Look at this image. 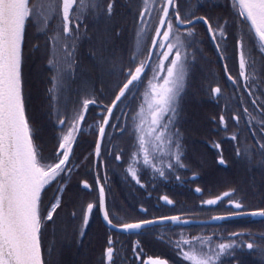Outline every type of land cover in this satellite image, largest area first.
<instances>
[{"label":"snow or ice","instance_id":"obj_1","mask_svg":"<svg viewBox=\"0 0 264 264\" xmlns=\"http://www.w3.org/2000/svg\"><path fill=\"white\" fill-rule=\"evenodd\" d=\"M214 7H223L226 14L214 15ZM201 8L208 11L198 15ZM199 24L205 26L208 40L222 62L224 77L233 89L222 109L232 113L229 119L236 127L225 137L235 142L233 163L258 173L264 181V0H223V4L220 0H0V264H87L86 260H66L65 251L73 243L77 249L84 247L94 210L109 233L100 264H117L120 252L111 235L113 230L141 235L148 225L188 222L179 215L125 222L126 216L116 214L107 202V163L101 157L106 152L115 161L122 160L123 149L117 151L118 145L103 147L106 138L113 139L107 129L119 130L120 136L128 131L126 123H118L120 116L114 110L120 109L121 115L127 116L123 107H127L129 96L134 97L146 69L151 67L145 97L151 98L149 131L158 143L154 149L146 146L142 117L139 124H133L136 151L131 154L125 179L130 178L146 190L140 178L142 170L136 166L141 161L164 179L169 175L181 183L198 179L196 172L191 177L178 174L191 169L184 163L186 133L177 124L190 78L199 59L206 58L205 41L196 28ZM129 29L132 40L125 62L123 52L128 47L125 37ZM39 36L44 37L43 50L39 40L31 43ZM230 42H234L231 52ZM157 47L166 51L154 52ZM153 55L158 58L154 65ZM38 58L45 60L36 74L46 87L43 95L37 90L34 96L31 68ZM230 60L238 65L235 76ZM211 75L216 78L215 73ZM95 80L107 84L109 96L114 97L110 104L102 105L106 112L103 119L95 127L88 125L96 138L94 149L84 160L95 157L104 164L103 182L99 170L94 184L82 181L83 190H98L97 201L85 204L80 197L79 212L73 210L66 217L61 214L67 204L65 196L74 172L81 167L76 155L78 138L84 132L89 107L98 100ZM209 94L219 102L223 96L221 86L209 87ZM113 118L117 123H110ZM211 122L228 132L225 115L218 120L213 117ZM46 126L60 128L54 137L56 145L48 153L42 143ZM161 143L167 145L168 160L158 166L154 152ZM211 147L218 150L217 164L228 167L229 162L219 151L220 143L212 142ZM53 185V195L46 199ZM194 191L203 194L200 187ZM236 192L233 188L201 201L202 205L216 206L228 199L232 210L209 219L251 216L264 221V198L253 207L242 197L234 199ZM161 199L174 203L167 195ZM139 211L147 213L148 209L141 206ZM245 236L252 242L243 240ZM182 245H187L188 251ZM139 247L136 241L132 246L134 254ZM176 250L185 264H225L227 259L243 264L237 253L244 250L258 254L260 264H264V232L258 238L250 231L232 232L224 242L206 249L203 242L195 247L182 239L176 243ZM151 264L168 261L155 259Z\"/></svg>","mask_w":264,"mask_h":264},{"label":"flooded vegetation","instance_id":"obj_2","mask_svg":"<svg viewBox=\"0 0 264 264\" xmlns=\"http://www.w3.org/2000/svg\"><path fill=\"white\" fill-rule=\"evenodd\" d=\"M193 2H196V0H193ZM220 3L223 4V0H220ZM222 9L224 8L222 7ZM207 11V8H201L197 14H205ZM212 12L214 15H218L217 7H214ZM224 12H226L225 9ZM196 28L198 32L203 31V34L208 38L204 25H196ZM160 39H162V37H160ZM209 43L211 45L210 49L214 51L213 56L210 55V58L212 60L215 59L216 62H220L218 61L215 50L210 41ZM231 43L234 42H230V52L232 51ZM153 51L162 54L163 51H166V49L157 47L156 49H153ZM125 61L127 62V59ZM157 62V56L153 55L151 63L154 65ZM164 63L167 64L169 61H164ZM228 63L232 74L234 76L237 75V63L234 60H230ZM220 64L222 67V62H220ZM151 77L152 71L150 67L146 69L143 83L140 84L137 89H135L134 97L132 95L129 96V99L126 102L127 107L122 106L123 112L127 114L126 117L121 115L120 109L114 110L115 115L120 116L118 123L121 126L125 125L126 123L128 126V131L123 136H120L119 130L113 132V129L108 127L107 131L113 133V139L109 141L106 138L103 145L104 149H110L113 147V145H118L116 150L119 151L120 149H123L124 154L128 152L130 163H132L131 154L136 151V133L134 132L133 124L140 123L141 116L140 114L138 116V109L143 107L142 101L143 98H145V93L149 91L148 81ZM93 79H95V77H93ZM224 80L227 83V86L230 88L229 92H232V86L230 82H227L225 77ZM155 82L156 81H154V83ZM159 82L162 83V81ZM94 86L97 89L98 100L96 105L89 107V110L86 113L84 132L78 138L76 155L79 157L78 162L81 164V167L74 172L71 182L72 186L69 189L68 194L65 196L67 204L63 208V212L61 214L66 217L69 216L73 210L79 212L80 197H83L85 204L87 202L97 201L98 190L95 188L93 190H83L82 181L87 180L89 184H94L96 172L99 170L101 182H103V176L105 172L104 164L99 163L95 157H89L87 161L84 160V157L88 156V153L94 149L93 141L96 138V133L91 132L88 129V125L90 124L95 127L96 122L101 121L103 119V115L106 114L102 107V105H105L103 102L104 94L101 95V91L104 93L103 85H101L98 80H95ZM213 87H215V85ZM229 92L227 93V97L230 96ZM221 98L223 101L220 99L219 102H217L214 98L209 96L208 100L215 103L214 105L219 107L220 112L231 113L228 111H222L227 98L226 95ZM133 117H136L135 121L133 120ZM225 117L229 116L225 115ZM110 123H117V121L113 118L111 119ZM214 129L215 126H213V130ZM59 131V127L53 128L50 126L49 146L43 144L45 153L51 152L56 145V140L54 137ZM231 131L232 129L229 128L227 133H230ZM125 144H128V147H124ZM101 161H106L107 163V202L110 209L115 211L116 214L126 216L125 222H134L140 219L151 220L159 216L176 215H179L183 218V220L188 221L187 223H173L171 221H165L163 223L148 225L144 230H142L141 235L121 234L118 231L113 230L111 235L116 240V247L120 252V255L117 257V264H144L146 259H163L167 260L168 264H185V261L176 250L177 242L181 241L182 239L187 240L195 247H200L201 242H203L205 249L210 245L214 246L217 243L224 242L230 233L227 232L229 225L234 219H239L241 224L240 231H250L258 238L259 230H257V226L258 221H260L261 218L257 217L255 220L250 216H240L232 217L229 220L223 221H213L209 219L213 215L226 214L232 210L228 207V199L225 198L216 206L202 205L201 201L222 195L228 190L219 194L208 193V195H206L204 190L206 186L201 184L199 173L198 179L195 181L188 179L186 182L181 183L180 181L175 180L174 175H169L167 179H164L159 177L158 174H154L151 168L143 166L145 168L141 169L142 174L140 178L141 182L146 185L145 190L141 189L134 183V181H131L130 178L127 180L125 179L126 168L122 170L119 168L121 161H115L112 157L108 156L106 152L104 155H102ZM98 163L99 168H97ZM158 164L159 163L157 162V165ZM192 172V170H181L178 174L182 177H191ZM120 183L123 185H120ZM196 187H200L203 190V194L196 193L194 191ZM54 188L55 185H53V188L48 189L46 199L53 195ZM208 191L210 192V189H208ZM242 193L245 195L243 196V201L250 206L253 205L254 200L249 199V196L246 195L247 192L243 190ZM165 195H167L174 203L167 204L165 201H163L161 197ZM256 200V205H258L260 202L258 199ZM141 206L148 209L147 213H142L139 211ZM201 209L202 211L200 212ZM249 223L250 225H248ZM108 234V230L103 223L99 212L94 210L90 227L88 229V235L84 238V247L79 248V251L82 252V255L87 258V264H100L102 251L103 248L106 247L105 241ZM137 237H145L148 239L150 245L156 242L158 245H160L161 248L158 250L161 252L151 253V249L149 252H147L148 254H146L142 259L140 258L137 262L135 260V254L132 251V246ZM209 238H211L210 241ZM242 239L246 242H252L251 238L247 236L243 237ZM73 247L76 248L75 243H73ZM182 248L184 251H188L187 245H182ZM239 257L243 261V264H248V262H251L252 264L260 263L259 255L249 254L247 250L239 252ZM225 264H235V262L232 263L231 259H227Z\"/></svg>","mask_w":264,"mask_h":264},{"label":"trees","instance_id":"obj_3","mask_svg":"<svg viewBox=\"0 0 264 264\" xmlns=\"http://www.w3.org/2000/svg\"><path fill=\"white\" fill-rule=\"evenodd\" d=\"M217 9L218 15L226 14L222 7H217ZM31 32L32 30L30 29V35ZM130 32L131 29H129V32L126 33L125 37L126 42L128 44V47L125 48L123 52L125 60L128 58L129 48L131 46L132 37ZM199 33L205 41L203 47L205 49L204 56L206 58L199 60L196 72L190 78L189 87L187 89V95L185 96L182 102L183 112L181 113V118L179 120V123L177 124V127H180L181 131H184L186 133V139L184 141L186 146V157L184 163L187 164L193 172H197L200 174V182L202 185L206 186L204 188L206 195H208V193L219 194L223 191H229L235 188L237 192L236 196L233 197L234 199L241 197L243 198V196L245 195H243L242 191L244 190L247 192L246 195L249 196V199L254 200V204L251 206H258L260 205V203L256 205V199H258L260 202L261 199L264 198V181H262L258 173L248 172L242 166L233 163L235 142L225 138L226 136L231 135L233 131H236L234 123L229 119L232 113L220 112L219 107H216L214 105L215 103L208 100V97L210 96L209 87H213L214 85L217 86V84H219L222 88L223 96L226 95V98L230 88L227 86V83L224 80V74L220 62H216L215 59L212 60L210 58L211 56H213L214 51L210 49L211 45L209 43L208 38L206 37V35L203 34V31H200ZM37 40H39L42 46L41 50H43L44 37H34L31 40V43H35L37 42ZM36 55L39 56V54ZM44 63V59L38 58L36 61V65L32 66L31 68L33 78L31 87L34 96L36 95L37 90H39L40 94L43 95V90L46 87V83H41L39 77L36 74L37 68L43 65ZM28 71L29 69L26 68L25 72L28 73ZM212 73L216 74L215 79L212 78ZM101 85H103L104 90L103 102L105 104H110V99L113 97L109 96L108 85L102 83ZM231 90L233 91V89ZM231 94L232 92L230 91L229 95ZM221 114L229 116L226 117V122L228 124V129H232L230 133L222 132V130H219L218 124L211 122V119L213 117H216L218 120ZM194 120L196 121V123H193ZM213 126H215L214 130ZM49 130L50 126H46L42 132V143L48 146L50 142ZM212 142L220 143L221 148L219 151L223 152L225 159L229 162L228 167L220 166L217 164L216 158L218 157V150L211 147ZM126 145L127 144H125L124 147H126ZM163 161L159 162V165L162 164ZM129 164L130 161L127 152L126 154L122 155V160L119 164V168L121 170L125 169L129 166ZM137 167H139L140 169L145 168L141 165H137ZM253 183L255 184V187H253ZM120 185L123 184L120 183ZM208 189H210V192L208 191ZM201 211L202 209L200 210V212ZM251 218L256 220L257 217ZM248 225H250V223ZM257 228V230H259V233L264 232V221H258ZM240 230L241 224L239 219H234L229 225V229L227 232L232 233L238 232ZM136 241L140 242V247L135 253V260L137 262L140 258L142 259L146 254H148L147 252H149V250L151 249V253L161 252L160 250H158L161 248L160 245H158L156 242L150 245L148 239H146L145 237H137L135 239V242ZM72 248L76 251L74 253H79L78 256H75V259H87L82 255V252H80L79 249H76L75 247ZM73 249H66V260L71 261L72 259H74V255L72 253ZM237 255L239 256V252L237 253ZM233 262L234 261H232V263ZM248 264L252 263L248 262Z\"/></svg>","mask_w":264,"mask_h":264},{"label":"rangeland","instance_id":"obj_4","mask_svg":"<svg viewBox=\"0 0 264 264\" xmlns=\"http://www.w3.org/2000/svg\"><path fill=\"white\" fill-rule=\"evenodd\" d=\"M160 74L164 75L165 73H160ZM150 103H151L150 97L149 98H146V97L143 98V101H142L143 107L138 109V116L140 114V116L144 120L143 128H144V131L147 133V136L145 137V139L148 142L146 146L149 147V149H154V148H156L158 141L156 140V137L154 135H152V133L149 131L150 122H151L150 109H149ZM159 131H163V130L160 129ZM157 134H159V133H157ZM126 147H128V144L126 145ZM167 151H168V149H167L166 143H161L159 145V150L154 152V155L157 157L156 163L162 162L164 160V158H165V160L163 161V163L164 164L167 163V160H168L167 155H166ZM140 165L144 166L142 161H141ZM71 249H73V248H71ZM71 249H69V250H71ZM74 252H76L75 249H73L72 253L74 254ZM73 258H75V257H73Z\"/></svg>","mask_w":264,"mask_h":264},{"label":"water","instance_id":"obj_5","mask_svg":"<svg viewBox=\"0 0 264 264\" xmlns=\"http://www.w3.org/2000/svg\"><path fill=\"white\" fill-rule=\"evenodd\" d=\"M206 206H207V205H206ZM153 260H155V259H146V260L144 261V264H151V262H152Z\"/></svg>","mask_w":264,"mask_h":264}]
</instances>
